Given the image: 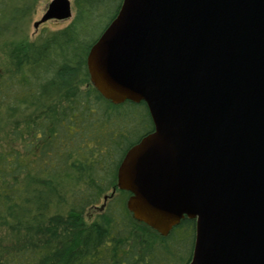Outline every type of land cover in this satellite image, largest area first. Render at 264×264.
Returning <instances> with one entry per match:
<instances>
[{"label": "water", "instance_id": "1", "mask_svg": "<svg viewBox=\"0 0 264 264\" xmlns=\"http://www.w3.org/2000/svg\"><path fill=\"white\" fill-rule=\"evenodd\" d=\"M72 17L51 0L34 27ZM87 66L154 122L118 167L134 217L163 235L195 219L188 264H264V0H123Z\"/></svg>", "mask_w": 264, "mask_h": 264}, {"label": "trees", "instance_id": "2", "mask_svg": "<svg viewBox=\"0 0 264 264\" xmlns=\"http://www.w3.org/2000/svg\"><path fill=\"white\" fill-rule=\"evenodd\" d=\"M38 2L0 0V47L21 53L0 75V125L14 128L0 143V231L35 235L0 264H188L196 220L163 235L117 186L126 151L154 129L147 104H115L90 80L89 50L123 0H74L67 26L31 39Z\"/></svg>", "mask_w": 264, "mask_h": 264}, {"label": "rangeland", "instance_id": "3", "mask_svg": "<svg viewBox=\"0 0 264 264\" xmlns=\"http://www.w3.org/2000/svg\"><path fill=\"white\" fill-rule=\"evenodd\" d=\"M51 0H39L35 13L31 17V21L29 23V34L31 39H34L38 35L45 33L47 31L51 30H57L60 28H63L67 26L72 18L69 19H50L42 24L39 25V27L36 29L34 27V23L39 20L42 15L45 13L48 4ZM73 3V16L75 14V5L74 0H72ZM111 15V14H110ZM110 15L108 18H110ZM103 22L98 30H101L102 27H104ZM21 53L20 50L11 45L6 44L0 47V75L8 72L9 70H12L16 64L18 63L20 59ZM13 127H3L0 125V143L6 144L8 142H11L14 140L13 136ZM91 214L90 217H93L94 211L89 212ZM91 219V218H90ZM35 235L33 233H26V232H15L11 231L9 229L3 228L0 231V256L6 252H9L12 248L20 246L22 243L28 241L29 239L34 238Z\"/></svg>", "mask_w": 264, "mask_h": 264}]
</instances>
